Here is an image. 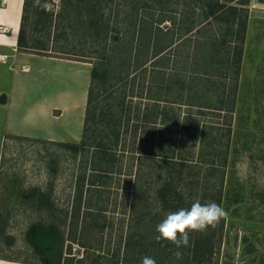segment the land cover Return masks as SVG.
I'll return each instance as SVG.
<instances>
[{
    "label": "rangeland",
    "instance_id": "rangeland-1",
    "mask_svg": "<svg viewBox=\"0 0 264 264\" xmlns=\"http://www.w3.org/2000/svg\"><path fill=\"white\" fill-rule=\"evenodd\" d=\"M113 2V11L109 14L110 27L107 32L97 35L86 24L79 0H46L49 5L47 10L66 12L65 17L50 29L49 48L61 54L47 56L67 58L91 67L97 59L112 57L110 66L124 78L116 86L114 96L122 95L125 88L134 91L133 101H139L137 96H141L142 107L150 101L148 97L151 93L161 95L159 97L163 99L169 97L171 101L187 100L191 78L196 77L192 78L193 84L200 85L198 76L191 72L193 69L213 75L211 92L217 91L216 88L222 89L224 83L231 87V70L220 78L216 75L220 70L215 68L221 63L225 67L233 65L224 55L233 51L235 42L221 49L210 41L203 45L205 41L202 39L217 38L213 28L207 25L201 32L186 36L189 38L183 34L191 24L202 21L200 0ZM145 2L149 3L152 11L146 12L140 7ZM245 11L247 31L230 137L224 135V126H219V123H225L226 117L223 119L208 114L206 118L218 126L219 144L223 143L227 148L222 207L228 215L223 238L215 245L210 264H264V0H248ZM145 13L176 19L174 33L161 39L159 46L167 45L170 38L183 40L176 51L179 54L177 65L172 69L157 70L150 63L145 65L148 66L146 71L136 69L147 56L143 54L139 60L135 57L138 47L144 49L145 46V43H140L141 37L131 32L121 34L119 40L113 38L119 34H116L113 22L125 19L136 22ZM166 26L172 27L173 24L169 21L162 24V27ZM50 30H43L37 35L47 39ZM195 53L197 59H194ZM114 54L118 56L113 58ZM33 65L39 66L45 74L64 72L62 64H45L42 60H35ZM7 70H0L3 80L10 75ZM60 80L57 84L69 90V82ZM184 81L185 90L181 91L179 85ZM170 83L171 88H168ZM3 97L5 94L1 92L2 100ZM160 103L162 110L166 103ZM169 108L174 113V119L188 111L186 104L176 102L169 103ZM137 109L134 103L129 122L115 117L121 134L119 146L114 147L119 156L115 161L114 174L102 179L92 172L94 148L74 153L61 145L77 143L72 138L64 141L51 139L41 128L35 131V136H14L6 133L3 126L0 127L1 256L21 260L25 264L44 257L52 264H136L147 255L154 258L157 264H180L175 259V251L156 247L154 237L158 223H152L150 216L140 220L139 215L147 216L157 208L154 192L160 181L161 159L153 151L156 140L164 137L168 145L177 147V151H181L189 161L196 150L179 148L177 122L164 123L158 119L152 124L137 116ZM193 111L197 112L196 109ZM2 118L0 114V125ZM44 123L49 126L47 120ZM63 130L56 127L58 134H63ZM58 137L61 138L60 135ZM188 172L192 176L194 171ZM81 173L87 177L80 207L84 214H81L83 220L80 218L73 223L71 213L75 210L76 183ZM218 176V173L211 176V184H216ZM91 181L95 183L93 186H90ZM214 187L216 191L218 187ZM192 193L194 197L196 192L193 190ZM40 220L58 222L42 223L47 229L40 242L45 247L44 251L35 249L26 235L28 228Z\"/></svg>",
    "mask_w": 264,
    "mask_h": 264
},
{
    "label": "trees",
    "instance_id": "trees-1",
    "mask_svg": "<svg viewBox=\"0 0 264 264\" xmlns=\"http://www.w3.org/2000/svg\"><path fill=\"white\" fill-rule=\"evenodd\" d=\"M114 0H79L80 10L86 16V24L96 32L97 35L102 32H107L110 27V15L113 11ZM248 0H200V8L203 14L202 21L193 23L187 28L183 34L201 32L202 29L210 26L215 31L216 39L208 41L204 40L203 45L212 42L218 49L225 47L228 43L235 42L233 51L228 52L224 57L233 63V65L225 67L224 64H218L215 68L220 70L216 75L226 76L231 70L230 78L233 80L231 87H227L224 83L222 89L216 88L217 91L211 92L210 85L211 74L206 71L191 70L192 74L198 76L200 85L189 84V96L187 100L177 99L171 101L169 97L161 98V95L151 93L147 101L142 107L143 102L141 96H137L139 101L134 100V91H129L125 88L122 95L114 96L116 87L124 78L120 74L114 72V68L110 66L112 57H103L93 62L91 70V83L88 92V101L85 111V120L83 135L80 142L63 143L64 148L74 153L85 152L90 148L96 150L94 154L92 172L99 178L109 177L114 174L115 161L117 160V151L114 147L119 146L120 129L116 127L115 117L119 116L120 121H130L131 108L136 103L137 116L149 123H154L158 119L166 122L178 123V141L179 148L191 149L194 148L195 155L191 161L185 158L181 151H177V147L168 145L164 137L156 140L153 146V151L157 153L161 159V176L155 189V203L161 210L155 215L149 213L147 216L140 214L139 218H149L152 223H159L166 213L175 211L181 207H189L195 199H199L201 203L216 202L222 206L225 181V167L227 165V156L223 143L219 144L218 126L206 120L208 114L217 117H226L225 123H219L224 126L227 137L229 138L232 131L233 113L236 105V97L238 92L239 74L241 69V61L243 57V45L247 31V16L245 15V6ZM41 3H46V0H41ZM149 3L145 2L140 6L143 10L152 11ZM104 9H107V15L104 14ZM149 11V12H150ZM161 14V11H160ZM66 12L64 10L54 11L47 8L38 7L34 4V0H25L21 24L18 33L17 45L18 49L23 52L48 55L59 53L50 47L51 28L57 25L61 18H64ZM151 13L142 14L135 22L131 19L123 21H115L114 29L116 34L114 40H119L121 34L136 33L139 35L140 43H145L144 49L139 46L135 52V57L138 60L143 54H146L145 61L137 66L136 69L147 70L148 63L157 70L172 69L177 65L179 54L176 52L180 49V44L183 40L170 38L167 45L159 47L160 41L165 36L174 33L176 26L175 17H165L164 15L153 16ZM173 24L172 27H162L165 22ZM40 24L44 27L40 28ZM54 29V27H53ZM49 31L48 37H39L37 34L41 31ZM55 32V31H54ZM44 33V32H43ZM168 38V37H167ZM189 38V37H186ZM230 38V41H229ZM233 39V40H232ZM182 40V41H181ZM188 40V39H187ZM145 52V53H144ZM195 53V57L196 58ZM118 55L114 54L113 58ZM144 56V55H143ZM209 62H207V66ZM232 75V76H231ZM185 81L179 85V90H185ZM171 83L168 88H171ZM152 90V88H151ZM152 92V91H151ZM161 96V97H159ZM184 98V95H181ZM127 97L129 98L127 101ZM4 100V97H3ZM107 104H103V101ZM166 104L162 107L161 103ZM176 102L186 104L188 111L179 115L177 119L172 117L174 113L170 111L169 103ZM143 109H142V108ZM194 109L197 110L193 111ZM228 119V120H227ZM109 130V131H108ZM154 137V136H153ZM222 139V138H221ZM102 153V156L100 155ZM188 171L192 172L189 176ZM218 173L220 176L216 178V184H211V176ZM94 176V175H92ZM86 175L79 174L77 177V201L75 210L71 213V222L79 221L81 218V203L84 194V186L86 183ZM192 179L193 181H189ZM90 186L95 183L91 181ZM218 187L216 191L215 187ZM91 188V187H88ZM139 187L136 192L138 193ZM193 190L196 195L192 197ZM68 216V214H66ZM65 216V218H67ZM84 216V215H83ZM81 220H83L81 218ZM37 224L31 225L27 230V238L29 243L37 250L44 251L41 239L43 234L47 233L46 227L42 223H58L55 220L46 222L43 220L34 222ZM65 223V222H64ZM225 218L221 220L219 225L214 229L210 228L206 233L194 232L190 234V244L187 248L180 249L183 252L181 259L177 260L180 264H210V259L213 256L215 245L222 240L225 229ZM55 229V227H53ZM57 230V229H56ZM157 233L155 234V236ZM46 236V235H45ZM155 240V237H154ZM156 241V240H155ZM156 247L161 250L170 249L176 251L173 244L161 241L155 242ZM44 254V252H43ZM61 255V251H60ZM43 264H52L47 258L40 259ZM128 262V261H127ZM139 260L136 264H140ZM118 264V263H116Z\"/></svg>",
    "mask_w": 264,
    "mask_h": 264
},
{
    "label": "crops",
    "instance_id": "crops-1",
    "mask_svg": "<svg viewBox=\"0 0 264 264\" xmlns=\"http://www.w3.org/2000/svg\"><path fill=\"white\" fill-rule=\"evenodd\" d=\"M24 2L0 0V70L5 68L10 73L7 79L0 77V93L5 94L4 100L0 98V114L3 117L0 127L3 126L6 133L14 136H35V131L41 128L51 139L64 141L72 138L80 142L92 67L67 58L20 51L17 39ZM35 60H42L45 64H62L64 72L45 74L38 65H33ZM23 68L26 70L23 71ZM24 74L31 75L24 77ZM59 80H67L69 90L62 89V85L57 84ZM46 120L49 126L48 123L43 125ZM57 126L64 129L63 134L56 132ZM0 264L25 263L0 255Z\"/></svg>",
    "mask_w": 264,
    "mask_h": 264
},
{
    "label": "clouds",
    "instance_id": "clouds-1",
    "mask_svg": "<svg viewBox=\"0 0 264 264\" xmlns=\"http://www.w3.org/2000/svg\"><path fill=\"white\" fill-rule=\"evenodd\" d=\"M38 7L47 8V3H41V0H34ZM108 10L104 9L107 15ZM161 209H154L155 215ZM228 215L227 211L216 202L201 203L195 199L189 207H181L175 211H169L163 219L156 225L155 231L157 242H167L173 244L177 249L174 256L177 260L181 259L182 248H187L190 244V234L194 232L206 233L210 228L214 229L219 225L222 219ZM141 264H157V261L150 256H143Z\"/></svg>",
    "mask_w": 264,
    "mask_h": 264
},
{
    "label": "built area",
    "instance_id": "built-area-1",
    "mask_svg": "<svg viewBox=\"0 0 264 264\" xmlns=\"http://www.w3.org/2000/svg\"><path fill=\"white\" fill-rule=\"evenodd\" d=\"M26 264H43V263L40 261H31V262H28Z\"/></svg>",
    "mask_w": 264,
    "mask_h": 264
},
{
    "label": "bare ground",
    "instance_id": "bare-ground-1",
    "mask_svg": "<svg viewBox=\"0 0 264 264\" xmlns=\"http://www.w3.org/2000/svg\"><path fill=\"white\" fill-rule=\"evenodd\" d=\"M66 68V67H65ZM74 72V71H73Z\"/></svg>",
    "mask_w": 264,
    "mask_h": 264
}]
</instances>
